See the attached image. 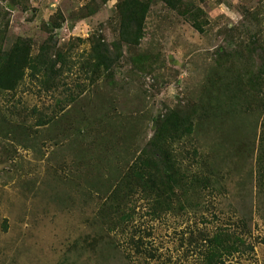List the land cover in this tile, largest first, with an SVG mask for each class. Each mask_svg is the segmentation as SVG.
<instances>
[{
	"label": "rangeland",
	"instance_id": "rangeland-1",
	"mask_svg": "<svg viewBox=\"0 0 264 264\" xmlns=\"http://www.w3.org/2000/svg\"><path fill=\"white\" fill-rule=\"evenodd\" d=\"M121 1L0 0V55L16 43L39 55L53 36L62 72L0 91V264H206L216 236L218 264H264V92L250 80L264 68V0H152L142 38L120 49ZM178 115L174 192L127 179ZM206 175L215 188L180 190Z\"/></svg>",
	"mask_w": 264,
	"mask_h": 264
},
{
	"label": "trees",
	"instance_id": "trees-1",
	"mask_svg": "<svg viewBox=\"0 0 264 264\" xmlns=\"http://www.w3.org/2000/svg\"><path fill=\"white\" fill-rule=\"evenodd\" d=\"M165 5L170 6V8H177L180 6L184 0H160ZM152 0H122L119 5V40L116 44L121 49L122 42L126 45L131 44L134 40H140L144 34L145 30V20L147 12L151 7ZM195 27L202 31L200 27L195 24ZM55 37L50 36L48 40L42 45L41 52L39 55H32V50L29 46H26L22 43H16L9 52H4L0 55V91H16V89L21 85V83L26 78L28 71H31L32 76H43L45 79V87L49 86L51 83L56 84V80L61 75V70L56 71V65L58 63V57H60V52L57 49V42L54 41ZM93 42V54L95 58L104 64L108 69L112 65V59H110V45L106 42L101 41V39ZM115 46V47H116ZM55 56V58H53ZM231 56V55H229ZM239 78V76H238ZM250 80L253 84V90L257 93L262 94L264 92V68H261L258 72H253L250 77ZM239 83V81H237ZM229 85L223 87V90L226 93L225 100H228L229 104L232 105L234 102V92L241 91V83ZM235 85V88H234ZM234 88V90H233ZM260 90V91H258ZM216 101L213 103L208 102L205 113V118L207 120L217 119L219 114V104L222 99L220 94L215 98ZM264 100V99H263ZM262 112L264 111V104L262 105ZM182 116V115H181ZM181 116H176L174 119L170 117H165L160 126L157 127V135L153 143V154L152 157L155 159V162L144 161V169H136L132 171V175L128 176L127 179L135 180L137 183L146 186V190L159 189L162 190V185L164 182L169 183V180L172 181L171 186L166 185L167 188L172 192L181 182V180L174 179L172 174V161L171 153L173 145L179 142L183 138V132H180L181 129ZM180 123V124H178ZM185 127V131L191 135L193 126L191 121ZM45 124V123H44ZM264 126V124H263ZM261 144H264V131L261 135ZM154 163V164H153ZM157 163V164H155ZM161 164L162 168L159 167ZM157 166V167H156ZM147 175H146V173ZM173 175V176H172ZM177 175V174H176ZM198 176V175H196ZM192 183L186 184L187 186H180V190L183 191L184 195H188L190 192L191 195L195 193V188H215L216 182L212 176L202 177H192ZM160 182V184H159ZM197 183L195 186H193ZM165 194H168V190ZM164 197V196H163ZM162 197V198H163ZM131 214L126 213L125 219H130ZM127 221V220H126ZM224 239H221V236H216L214 240L211 241L212 249L207 257L206 264H218L220 260L219 252L220 247ZM243 241L239 240L238 247L243 246ZM239 251V248L237 249Z\"/></svg>",
	"mask_w": 264,
	"mask_h": 264
}]
</instances>
